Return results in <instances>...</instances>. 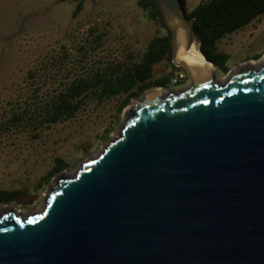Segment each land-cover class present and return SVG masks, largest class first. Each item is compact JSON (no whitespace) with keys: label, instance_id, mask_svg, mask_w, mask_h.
<instances>
[{"label":"water","instance_id":"1","mask_svg":"<svg viewBox=\"0 0 264 264\" xmlns=\"http://www.w3.org/2000/svg\"><path fill=\"white\" fill-rule=\"evenodd\" d=\"M154 4L189 85L133 100L37 213L2 208L0 264H264V62L195 72L177 58L193 21L180 0Z\"/></svg>","mask_w":264,"mask_h":264},{"label":"rangeland","instance_id":"2","mask_svg":"<svg viewBox=\"0 0 264 264\" xmlns=\"http://www.w3.org/2000/svg\"><path fill=\"white\" fill-rule=\"evenodd\" d=\"M185 1L190 11L200 0ZM136 2L85 0L81 14L72 20L73 0H0V193L26 191L34 197L32 204H0V209L12 206L21 215L40 211L46 189L52 182L47 184L43 180L54 160H62L69 167L65 173H73L113 138L119 123L105 141L102 135L111 128L119 101L100 108L91 105L69 122L38 131L28 127L12 128L7 119L12 112L24 107L34 88L41 85L44 94L56 84L53 78L33 84L27 81L28 72L41 71L44 63L63 48L75 55L78 47L92 39L88 36L89 30L96 29L103 35V45L87 52L88 69L122 61L127 55L139 56L153 37L164 36L165 32L146 19ZM218 50L228 56V72L261 61L264 56V16L222 39ZM153 71L155 80L169 75L182 76L179 86L171 85L163 91H180L189 85L183 70L175 71L166 63L158 64ZM226 76L216 71L218 79ZM157 89L160 88L149 91Z\"/></svg>","mask_w":264,"mask_h":264},{"label":"trees","instance_id":"3","mask_svg":"<svg viewBox=\"0 0 264 264\" xmlns=\"http://www.w3.org/2000/svg\"><path fill=\"white\" fill-rule=\"evenodd\" d=\"M75 5L71 19L79 17L85 0H73ZM94 2V0H90ZM185 17L193 21L196 47L206 62L212 64L222 74H227L228 56L218 50V43L251 25L264 16V0H200L197 6L188 11L186 1L180 0ZM137 8L146 19L152 22L164 36H155L139 56L127 55L122 61L98 64L90 69L86 67V54L100 49L103 35L91 29L92 38L78 47L75 55L63 48L44 63V68L30 71L27 81L39 84L53 78L54 88L42 93L40 87L34 88L24 107L12 112L7 124L12 128L28 127L38 131L75 119L89 106L100 108L112 101H119L114 122L102 135L105 141L119 123L122 112L133 100L139 99L151 89H168L173 75L154 79V67L166 63L175 71H182L172 65L171 35L166 29L154 0H137ZM259 59V58H258ZM256 59V60H258ZM50 66L49 69H46ZM180 83L177 85L179 86ZM68 165L55 159L52 169L44 182L50 183L57 175L68 170ZM34 200L26 191H6L0 193L2 205H29Z\"/></svg>","mask_w":264,"mask_h":264},{"label":"bare ground","instance_id":"4","mask_svg":"<svg viewBox=\"0 0 264 264\" xmlns=\"http://www.w3.org/2000/svg\"><path fill=\"white\" fill-rule=\"evenodd\" d=\"M184 43H185V33L182 31L178 32V54L177 58L179 61L184 63L186 66L194 70L195 72L199 74H205L209 71L213 70V66L208 64L205 59L202 57V55L197 50L195 44H192L190 48L184 49ZM264 62V56L262 57V60L259 62H251L247 64L248 66L257 68L262 65ZM166 92L162 89L152 90L149 92H145L143 94L142 100H148L156 96H160L165 94ZM3 209H0V212ZM37 212H32V214H35Z\"/></svg>","mask_w":264,"mask_h":264},{"label":"built area","instance_id":"5","mask_svg":"<svg viewBox=\"0 0 264 264\" xmlns=\"http://www.w3.org/2000/svg\"><path fill=\"white\" fill-rule=\"evenodd\" d=\"M181 80H182V76L176 75L171 78L170 83L172 86H177L181 82Z\"/></svg>","mask_w":264,"mask_h":264},{"label":"flooded vegetation","instance_id":"6","mask_svg":"<svg viewBox=\"0 0 264 264\" xmlns=\"http://www.w3.org/2000/svg\"><path fill=\"white\" fill-rule=\"evenodd\" d=\"M216 71H217V69H216ZM186 74V73H185ZM185 76H187V74L185 75ZM188 77V76H187Z\"/></svg>","mask_w":264,"mask_h":264}]
</instances>
